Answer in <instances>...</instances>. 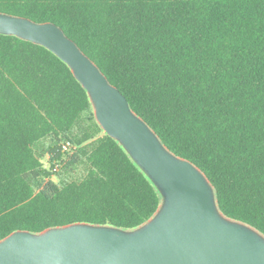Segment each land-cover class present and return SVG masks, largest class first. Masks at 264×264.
Returning a JSON list of instances; mask_svg holds the SVG:
<instances>
[{
    "label": "trees",
    "instance_id": "obj_1",
    "mask_svg": "<svg viewBox=\"0 0 264 264\" xmlns=\"http://www.w3.org/2000/svg\"><path fill=\"white\" fill-rule=\"evenodd\" d=\"M0 13L58 26L205 175L219 211L264 236V0H0ZM66 141L77 150L61 165L83 176L46 181L42 160ZM161 202L69 67L0 35V240L75 223L130 231Z\"/></svg>",
    "mask_w": 264,
    "mask_h": 264
},
{
    "label": "water",
    "instance_id": "obj_2",
    "mask_svg": "<svg viewBox=\"0 0 264 264\" xmlns=\"http://www.w3.org/2000/svg\"><path fill=\"white\" fill-rule=\"evenodd\" d=\"M0 35L48 49L86 90L101 130L117 141L161 196L136 229L75 223L0 240V264H264V236L225 217L205 175L169 152L98 67L50 22L0 13Z\"/></svg>",
    "mask_w": 264,
    "mask_h": 264
},
{
    "label": "rangeland",
    "instance_id": "obj_3",
    "mask_svg": "<svg viewBox=\"0 0 264 264\" xmlns=\"http://www.w3.org/2000/svg\"><path fill=\"white\" fill-rule=\"evenodd\" d=\"M51 151V153L46 155L42 160L44 168L49 172L50 177L46 178V181H51L53 183L59 184L62 181L70 179H78L83 176V167L72 166V168L62 167L61 162L65 164L69 158L76 154L77 146L69 141L62 142ZM51 162V163H50ZM59 164V167L58 165ZM72 170V172L70 171Z\"/></svg>",
    "mask_w": 264,
    "mask_h": 264
}]
</instances>
